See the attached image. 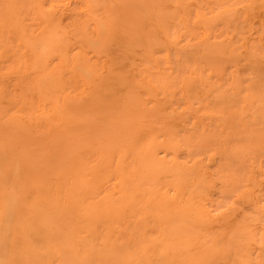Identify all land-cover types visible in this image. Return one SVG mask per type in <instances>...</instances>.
Segmentation results:
<instances>
[{
    "label": "rangeland",
    "instance_id": "obj_1",
    "mask_svg": "<svg viewBox=\"0 0 264 264\" xmlns=\"http://www.w3.org/2000/svg\"><path fill=\"white\" fill-rule=\"evenodd\" d=\"M0 165L8 264H261L264 0H0Z\"/></svg>",
    "mask_w": 264,
    "mask_h": 264
},
{
    "label": "bare ground",
    "instance_id": "obj_2",
    "mask_svg": "<svg viewBox=\"0 0 264 264\" xmlns=\"http://www.w3.org/2000/svg\"><path fill=\"white\" fill-rule=\"evenodd\" d=\"M40 39V38H39ZM41 44V43H40ZM45 47H42V49H44ZM104 69V68H103ZM113 70V69H112ZM107 72V71H106ZM108 73V72H107ZM108 78V77H107ZM105 79V78H104ZM53 81V80H52ZM7 160V159H6ZM7 165V164H6ZM3 166V165H2ZM9 167V166H8ZM13 167V166H11ZM10 168V167H9ZM1 167L0 165V184H4V182L7 181V175H5L6 171ZM9 172V171H7ZM12 172V171H10ZM7 174V173H6ZM9 181V180H8ZM12 186V185H11ZM14 186V185H13ZM7 187V186H6ZM12 190V189H11ZM13 192V190L11 191ZM10 194V193H9ZM13 198V193L12 195L7 196V198L4 200V204L2 206V211L0 212V218L2 219V223H0V264H8L7 263V258H8V254H6V248H5V244H8V239L4 240L2 238V233H1V229L4 227V224L7 222V220L3 217V215H10L9 212V204H6L10 199L12 200ZM3 202V201H2ZM6 205V206H5ZM9 262V261H8ZM50 263V262H49Z\"/></svg>",
    "mask_w": 264,
    "mask_h": 264
},
{
    "label": "snow or ice",
    "instance_id": "obj_3",
    "mask_svg": "<svg viewBox=\"0 0 264 264\" xmlns=\"http://www.w3.org/2000/svg\"><path fill=\"white\" fill-rule=\"evenodd\" d=\"M261 264H264V261H262Z\"/></svg>",
    "mask_w": 264,
    "mask_h": 264
}]
</instances>
